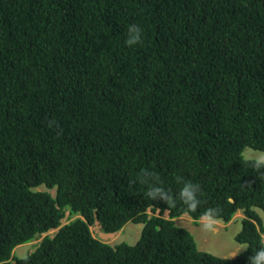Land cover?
Here are the masks:
<instances>
[{
    "label": "trees",
    "instance_id": "16d2710c",
    "mask_svg": "<svg viewBox=\"0 0 264 264\" xmlns=\"http://www.w3.org/2000/svg\"><path fill=\"white\" fill-rule=\"evenodd\" d=\"M248 147L264 151V0H0V264H249L264 176ZM145 169L173 196L199 185L198 210L130 188ZM210 207L244 214L234 259L176 221ZM96 221L143 229L113 245Z\"/></svg>",
    "mask_w": 264,
    "mask_h": 264
},
{
    "label": "clouds",
    "instance_id": "9594fccd",
    "mask_svg": "<svg viewBox=\"0 0 264 264\" xmlns=\"http://www.w3.org/2000/svg\"><path fill=\"white\" fill-rule=\"evenodd\" d=\"M125 43L129 47H132L134 45L142 43V28L136 24L130 25L128 27V34H127V39L125 40ZM243 163L250 165L255 171L259 172L261 176H264V151L248 152L243 159ZM177 179L179 182H181L183 184V186L180 188L177 196H173L171 193V190L165 189L162 186V182L159 180V177L155 172L149 171L147 169L142 170L140 175L137 178L129 179L128 185L131 188V187H134L137 183H139L141 185L146 184V185H148V188H147L146 192L144 193L146 199H150L152 201H162L169 208H175L176 207V201H177V199H179V201H181L183 203V205L186 206V210L188 213H195L202 203V201L199 199V196H198V193H200V191H201L199 185H197L191 181H184L183 178H181V177H178ZM38 189H40V186L38 187ZM220 211L221 210L219 208L210 207L200 214V216L198 218L199 223H200L201 228L205 232L215 233L218 231V229L220 227V223H221L220 218H219ZM151 214H153V213L151 212ZM165 214H167V216H165ZM163 216L167 218L169 216V212L165 211ZM185 216L190 217V215L185 214L179 218H182ZM73 217L74 218L70 217L69 212H66V215L64 217V218H66V221L63 222V220H64V218H63L62 219V225L67 224L68 222L75 219L77 216H73ZM179 218H177L176 221ZM191 219L196 221L193 218H191ZM129 223H133V222H129ZM94 224L100 225V223L98 221H96ZM136 224H142V223H136ZM93 225L90 226L91 230H92ZM123 228L117 232H112V233L105 232L104 234L107 235V234H115V233L124 232ZM59 229H60V227L51 229L50 231L55 230V232L53 233V234H55ZM101 230H102V228H101ZM50 231L43 233L39 238L43 239V237L45 235L51 234ZM93 234H94V232H93ZM94 236H95V234H94ZM97 238H100L101 240H103L101 237H97ZM139 238H138V240H139ZM32 242H34V241H32ZM32 242L25 243V244H30ZM105 242L112 244L111 242H108V241H105ZM260 243H261V247L249 257V264H264V237L261 238ZM115 244H117V243H115ZM21 245H24V244H21ZM21 245H19V246H21ZM33 245H34V249H35V244H33ZM19 246H17V247H19ZM15 249H14V252H15ZM247 249H248L247 247H236L234 250H232L230 253H228L224 257V259L225 260L234 259L242 251L247 250Z\"/></svg>",
    "mask_w": 264,
    "mask_h": 264
},
{
    "label": "rangeland",
    "instance_id": "374dc122",
    "mask_svg": "<svg viewBox=\"0 0 264 264\" xmlns=\"http://www.w3.org/2000/svg\"><path fill=\"white\" fill-rule=\"evenodd\" d=\"M251 151H260L254 148H246L245 155ZM40 190H45V187H40ZM50 192L55 195V189L50 190ZM264 220V211L258 209ZM68 214V213H67ZM167 216V214H165ZM244 214L242 211H239L236 216L229 222L225 223L220 220V227L215 233L205 232L201 226L199 221H194L189 216H185L179 218L177 223L188 228L194 235L195 240L199 249L211 252L217 256L225 257L228 253L234 250L236 247H246V244H241L236 240L237 234L242 230L243 224L242 219ZM74 218V217H72ZM69 220V219H68ZM66 221L64 218L63 222ZM124 232L115 233V234H104L101 230V226L99 224H94L92 226V230L97 237H101L104 241L111 242L112 244L126 241L130 244H135L138 238L141 236V232L143 229V224L129 223L123 228ZM55 230L50 231L53 234ZM42 238L30 243L24 244L15 249V253L18 256L24 257L32 250H34L33 244H38Z\"/></svg>",
    "mask_w": 264,
    "mask_h": 264
}]
</instances>
